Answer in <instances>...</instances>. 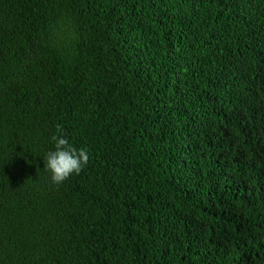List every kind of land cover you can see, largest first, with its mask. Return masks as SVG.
<instances>
[{"label":"trees","instance_id":"trees-1","mask_svg":"<svg viewBox=\"0 0 264 264\" xmlns=\"http://www.w3.org/2000/svg\"><path fill=\"white\" fill-rule=\"evenodd\" d=\"M0 264H264V0H0Z\"/></svg>","mask_w":264,"mask_h":264},{"label":"clouds","instance_id":"clouds-1","mask_svg":"<svg viewBox=\"0 0 264 264\" xmlns=\"http://www.w3.org/2000/svg\"><path fill=\"white\" fill-rule=\"evenodd\" d=\"M52 148L43 153L44 171L53 185H62L70 176L79 174L87 165L86 148L73 146L62 134L52 136Z\"/></svg>","mask_w":264,"mask_h":264}]
</instances>
